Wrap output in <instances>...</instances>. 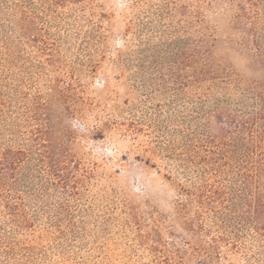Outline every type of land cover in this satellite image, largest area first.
<instances>
[{"label":"rangeland","instance_id":"1","mask_svg":"<svg viewBox=\"0 0 264 264\" xmlns=\"http://www.w3.org/2000/svg\"><path fill=\"white\" fill-rule=\"evenodd\" d=\"M33 1L0 0V162L19 157L0 264H264V231L222 223L198 189L226 183L215 153L245 151L235 121L264 104L234 23L248 1Z\"/></svg>","mask_w":264,"mask_h":264},{"label":"trees","instance_id":"2","mask_svg":"<svg viewBox=\"0 0 264 264\" xmlns=\"http://www.w3.org/2000/svg\"><path fill=\"white\" fill-rule=\"evenodd\" d=\"M21 1L30 7L35 6L33 0ZM170 1L165 0L164 3L169 5ZM229 1L234 2L235 0ZM247 1V3L240 4L234 23L236 27L243 28L245 32L243 40L253 46L256 58L264 60V0ZM183 9H187L185 5ZM144 25L148 26V21ZM176 68L178 69L179 66ZM235 122L234 128H238L239 132L246 130L251 132L247 140L244 138L245 151L239 150L240 147H237L232 139L222 142V149L215 153L216 158H226L233 169L230 173L223 170L218 173L217 167L210 170L209 178H220L223 173L229 178L225 180L226 183L218 181L219 185L216 186L206 181L202 187L198 188L202 191L200 192V200H202L200 203L206 204V208L214 212L215 218L222 223L235 222L236 225L233 227L237 232L242 230L241 228L250 226L251 222H256L253 224L254 229L264 231V104L255 115L244 114L240 120ZM4 155V162H0V180L4 175L10 174L4 171L6 168L13 170L17 165L16 158H19L10 153ZM19 155L27 156L28 152L19 150ZM195 156L193 155L190 161L195 162ZM189 193L197 195L196 192L188 191L187 194ZM212 206L225 208L228 212H216L218 209H213ZM232 212L239 214L234 215L231 214ZM0 252L1 256H8V259H11V254L14 253L13 247L7 244H3V247L1 245Z\"/></svg>","mask_w":264,"mask_h":264}]
</instances>
